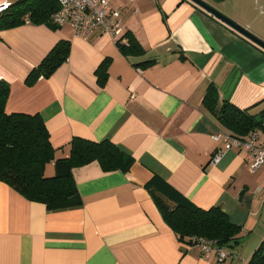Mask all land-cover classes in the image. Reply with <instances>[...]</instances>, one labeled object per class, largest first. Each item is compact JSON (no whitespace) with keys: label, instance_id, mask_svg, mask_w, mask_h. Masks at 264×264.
Wrapping results in <instances>:
<instances>
[{"label":"crops","instance_id":"obj_1","mask_svg":"<svg viewBox=\"0 0 264 264\" xmlns=\"http://www.w3.org/2000/svg\"><path fill=\"white\" fill-rule=\"evenodd\" d=\"M205 1L251 28L224 11L228 0ZM109 5L121 10L122 42L132 36L143 51L127 54L100 30L83 39L69 25L27 19L0 30V79L10 86L6 111L45 120L55 148L47 176L65 170L58 160L70 155L74 137L110 139L134 158L128 171H104L96 160L74 167L81 203L58 209L0 180V264H247L264 240V164L253 170L250 150L214 140L218 132H233L204 99L214 84L220 101L252 115L264 111V49L191 0ZM61 40L71 46L67 60L51 76L27 83ZM148 60L154 61L143 64ZM255 131L262 146L264 129ZM155 195L170 205L219 206L241 227L239 243L224 246L230 255L222 262L215 251L204 255L180 241Z\"/></svg>","mask_w":264,"mask_h":264},{"label":"trees","instance_id":"obj_2","mask_svg":"<svg viewBox=\"0 0 264 264\" xmlns=\"http://www.w3.org/2000/svg\"><path fill=\"white\" fill-rule=\"evenodd\" d=\"M58 8L59 0H18L0 14V30L21 25L27 19L56 28L52 16ZM117 43L127 54L144 50L132 36H129V42ZM70 47L68 41H59L29 73L27 83H33L42 76H51L67 60ZM153 61L148 60L143 64ZM102 67L103 64L98 70L99 80L104 84L107 71L101 70ZM9 93V83L0 79V180L27 198L43 202L49 209L78 205L81 197L73 177L74 167L96 160L104 171H128L133 164V156L121 150L110 139L96 141L74 137L70 155L58 160L66 163L65 170L47 176L45 167L54 160L55 148L45 120L39 113H8L6 105ZM204 101L234 136L248 134L257 128L264 129V111L252 115L228 99L220 101L218 88L214 84L208 87ZM156 200L165 220L178 234L180 241L195 244L200 239H205L226 247L239 243L241 227L232 222L219 206L201 208L187 200L170 205L159 196H156ZM247 264H264V240Z\"/></svg>","mask_w":264,"mask_h":264},{"label":"built area","instance_id":"obj_3","mask_svg":"<svg viewBox=\"0 0 264 264\" xmlns=\"http://www.w3.org/2000/svg\"><path fill=\"white\" fill-rule=\"evenodd\" d=\"M9 2L0 3V14L10 8ZM121 10L112 9L109 0H59V8L53 14L52 21L58 26L69 25L75 35L89 39L97 31L109 34L116 42L123 40L125 30L120 22ZM258 133L254 131L250 138L238 137L227 132H218L214 140L223 141L226 147H240L250 150L253 154L251 168L255 170L264 164V144L257 145ZM224 150L220 149L215 153L211 164L215 165L223 155ZM204 255L215 251L218 260H226L230 252L224 246H218L211 240L200 239L195 243Z\"/></svg>","mask_w":264,"mask_h":264},{"label":"rangeland","instance_id":"obj_4","mask_svg":"<svg viewBox=\"0 0 264 264\" xmlns=\"http://www.w3.org/2000/svg\"><path fill=\"white\" fill-rule=\"evenodd\" d=\"M219 1L210 0V2H213L218 6L222 3ZM223 9L224 11L227 9L232 15L250 23L251 30L248 29L251 32L253 30L264 35V0H228ZM258 37L260 38V36Z\"/></svg>","mask_w":264,"mask_h":264},{"label":"water","instance_id":"obj_5","mask_svg":"<svg viewBox=\"0 0 264 264\" xmlns=\"http://www.w3.org/2000/svg\"><path fill=\"white\" fill-rule=\"evenodd\" d=\"M191 1H193L195 4L199 5L203 9L207 10L215 17L221 19L222 21H224L225 23H227L228 25H230L238 32H240L241 34H243L244 36H246L247 38H249L250 40H252L257 45H259L261 48L264 49V41L262 39H260L258 36H256L254 33H252L244 26L240 25L239 23H237L236 21L225 15L223 12L218 10L215 6H213L209 2H206L205 0H191Z\"/></svg>","mask_w":264,"mask_h":264}]
</instances>
